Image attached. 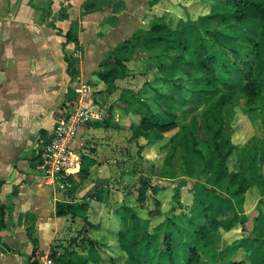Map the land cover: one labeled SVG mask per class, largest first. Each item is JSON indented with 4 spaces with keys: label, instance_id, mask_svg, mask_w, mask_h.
I'll return each mask as SVG.
<instances>
[{
    "label": "rangeland",
    "instance_id": "1",
    "mask_svg": "<svg viewBox=\"0 0 264 264\" xmlns=\"http://www.w3.org/2000/svg\"><path fill=\"white\" fill-rule=\"evenodd\" d=\"M144 1L149 3L146 11L141 8ZM160 1L162 3L153 8L154 0H136L135 4L141 6L134 12L133 22L139 23L138 16L147 15L142 29L148 28L156 16H165L172 26L181 19L187 25H194L188 20V14L193 18L206 15L214 5L226 0ZM110 2L104 6L111 8ZM112 2L116 12L120 1ZM53 3L54 0H0V115H3L2 121H9L22 131L20 146L26 156H19L17 160L28 162L43 193L52 200L72 201L74 208L62 216L65 220L62 230L43 246L29 218L25 219V235L20 236L24 241H15L10 229L2 234L1 231L15 225L7 212V227L2 228L0 224V264H24L27 257L39 264H45L48 259L54 264H64L63 261L66 264H138L148 252L125 253L113 237L128 225L132 211L140 234H149L163 227L168 217L191 214L198 207H209L212 216L217 213L224 193L216 190L213 182L216 152L206 142L200 124L192 121L200 117L215 97L228 90L219 86L204 98L193 96L190 77L199 75L198 69L188 76L184 67L182 71L160 67L155 55L147 51H136L131 56L130 46L113 53L119 58H132L126 62V77L108 84L99 78L98 72L113 66L108 64L109 53L102 48L106 54L95 57L93 51H88L95 35L84 25L79 26L78 6L68 11L64 3L59 2L60 7L54 10ZM83 3L84 11L96 5L92 0ZM86 13L90 12L83 15ZM209 20L219 28L218 18L198 19L199 22ZM111 23L112 15L96 28L99 40H104ZM248 24L255 26L253 22ZM68 29L72 31L71 38L65 36ZM246 33L251 35L249 31ZM79 34L85 43H80ZM219 37L230 47L240 45V36L219 34ZM227 53L231 55L228 50ZM237 57L238 62L243 60L242 55ZM67 59L72 63L69 67ZM74 84L87 87L83 98L73 90ZM168 96L176 106L178 125L163 132L161 137L133 136L132 125L138 124L140 118L133 107H123L129 105L126 101L136 103V99H143L158 108L157 101ZM243 105L241 101L233 109H227L221 126L236 145L230 168L253 180L243 195L230 194L241 222L229 231H222L219 249L233 245L231 254L240 246L254 249L257 242L252 239L264 238V225L258 219L260 214L264 215V160L260 151L263 125L257 116L248 115ZM83 112L89 118L84 119ZM71 117L77 122L69 148L74 158H80V163L72 167L68 179L61 169L53 176L51 168L44 169L42 160L56 121L60 118L68 121ZM190 128L197 132L205 154L208 155V150L213 153L207 167L200 162L188 168L180 156L181 148L175 145ZM174 148L177 151L172 163L167 165L166 157ZM75 197L82 198L74 200ZM125 207L132 210L127 211ZM90 240L99 244L105 260L81 258ZM262 243L264 245V240Z\"/></svg>",
    "mask_w": 264,
    "mask_h": 264
},
{
    "label": "trees",
    "instance_id": "2",
    "mask_svg": "<svg viewBox=\"0 0 264 264\" xmlns=\"http://www.w3.org/2000/svg\"><path fill=\"white\" fill-rule=\"evenodd\" d=\"M203 18H218L219 28L214 26L212 20L198 21ZM188 20L194 25H187L181 19L172 26L165 16L154 17L148 28L134 35L133 42L129 45L132 48L131 56L136 51H147L150 55H155L160 67L180 71L184 69L188 76L198 69L200 74L190 77L193 80L191 94L198 98H204L219 86L228 90L215 97L200 117L192 121L193 124H200L206 142L216 152L213 182L215 189L224 194L220 197L221 202L215 215H211L209 207H198L191 214L180 213L168 217L163 227L149 234L137 232L135 213L132 211V219H129L128 225L118 230L113 237L125 253L148 252L138 264H264V238L254 237L252 240L257 244L251 250L240 246L231 254L233 245L226 246L222 251L219 249L222 231H229L241 222L230 194L243 195L253 181L249 175L241 176L239 171L230 168L236 145L221 129L224 112L233 109L241 101L244 111L250 116H257L262 122L260 151L264 160V0H226L221 5H214L206 15L193 18L188 14ZM248 22L255 23V26ZM245 29L247 30L244 31ZM219 34L240 36L239 47L224 44ZM71 35L70 29L65 36L71 38ZM227 50L231 55H228ZM239 55L243 56L241 62H238ZM131 59L110 54L108 64L113 66L101 69L98 72L99 78L112 84L115 80L126 77V62ZM67 62L69 67L71 60L67 59ZM70 74L73 76L72 70ZM126 102L129 105L123 107H133L140 118L138 124L132 125L135 137H161L163 132L178 125L179 115L175 111L172 97L157 101L158 108L152 107L143 99H136V103L129 100ZM183 134L175 145L181 148L180 156L186 161L188 168L191 169L200 162L207 167L208 159L213 153L208 150V155L205 154L201 139L192 128L188 134ZM176 151L174 148L168 153L167 165L172 163ZM63 176L70 178L69 175ZM2 184L3 180L0 179V187ZM17 191L15 187L8 199ZM81 198L75 197L74 200ZM199 201L203 202V199L200 198ZM73 208L72 201L56 202L58 216L67 215ZM125 208L127 211L132 210L130 207ZM0 209V224L2 228H6L5 214L13 210V204H0ZM258 219L264 225V215L260 214ZM89 244L86 254L81 258L96 262L105 260L101 256L99 244L93 240ZM63 263L66 264V261ZM24 264L39 263L32 257H27Z\"/></svg>",
    "mask_w": 264,
    "mask_h": 264
},
{
    "label": "crops",
    "instance_id": "3",
    "mask_svg": "<svg viewBox=\"0 0 264 264\" xmlns=\"http://www.w3.org/2000/svg\"><path fill=\"white\" fill-rule=\"evenodd\" d=\"M84 1L54 0L53 6L54 10H57L60 7V3L63 2V6H66L68 11L72 7L74 9L76 5L78 6L76 7V12L78 11L79 13V26L84 25L86 30H90L95 35V39L90 42L92 48L90 47L88 50L93 51L92 53H95V57L106 54L102 48L106 49L109 57L115 50L127 49L130 43L133 42L132 37L134 34L143 30L140 27L142 23L146 22L145 18L147 15H139L140 22L136 24L133 22V14L139 11L141 6L135 4L136 0H118L120 4H118L116 12L113 9L114 3L112 0L108 3L112 4L111 8L104 6L110 0H92L96 5H94V8L86 11L83 10ZM116 1L114 0L115 3ZM89 2L91 3V1ZM160 3H162L160 0H154V4L151 7H158ZM148 5L149 3L144 1L141 8L146 11ZM55 7L57 8L55 9ZM83 12L90 13L83 15ZM110 15H112L113 19L110 31L107 32L104 40H99L96 35V28L104 18ZM78 38L80 39V43H85L81 34L78 35ZM93 60L95 61L96 58ZM2 119L3 115H0V179L3 180V184L0 187V204H13V210L9 212V216L13 219L15 225H12L10 228L7 227L6 231L1 232L2 234H6L10 229L14 233L15 241H24L20 236L25 235L27 226L25 225V219L29 218L33 223L42 246L47 245L58 234V230H62V224H65L64 217L56 214V202L60 199L54 198L52 200L49 195H45L43 187L39 186L33 178V169L28 162L25 159L17 160V158H21L19 156H26L22 154L20 146L23 141V138H21L23 133L22 131H18V127H14L9 121H2ZM25 180H29L30 182L27 183ZM15 187L18 189L17 193L8 199L9 193ZM22 258L25 259L26 256L22 255Z\"/></svg>",
    "mask_w": 264,
    "mask_h": 264
},
{
    "label": "built area",
    "instance_id": "4",
    "mask_svg": "<svg viewBox=\"0 0 264 264\" xmlns=\"http://www.w3.org/2000/svg\"><path fill=\"white\" fill-rule=\"evenodd\" d=\"M82 85H72L73 90H75L76 94L78 93L80 98H83V95H85L87 92V87ZM82 116L84 119L89 118L85 112L82 113ZM76 122L77 121L73 117H71V119L68 121L64 118H60L56 121L52 139L47 144V151H44L42 160V166L44 169L51 168L53 170L51 174L54 173L53 176L58 171V169H61V171H64L68 175L71 172L72 167H76L80 163V158H74L69 148V144L75 137L74 130ZM45 264H54V262L51 259H48Z\"/></svg>",
    "mask_w": 264,
    "mask_h": 264
}]
</instances>
